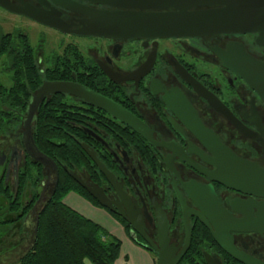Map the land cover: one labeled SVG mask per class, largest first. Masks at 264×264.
I'll return each instance as SVG.
<instances>
[{
	"label": "flooded vegetation",
	"instance_id": "flooded-vegetation-1",
	"mask_svg": "<svg viewBox=\"0 0 264 264\" xmlns=\"http://www.w3.org/2000/svg\"><path fill=\"white\" fill-rule=\"evenodd\" d=\"M2 1L23 12L13 13L0 6L5 13L30 23L39 35V44L35 47L23 30L5 34L26 37L43 74L50 69L57 73L55 80H44L36 89L27 90L26 107L17 125L0 134V222L7 223L4 239H12L16 247L25 243L24 251L30 249L29 226L37 222L64 171L86 192L73 174L86 186L103 190L110 200L124 202L120 209L115 206L114 214L127 224L133 219L141 234L169 262L186 248L177 264H208L205 255L211 257L212 264H241L212 237L209 228H216L210 216L219 218L213 190L224 209L237 219L244 216L233 211L232 202L261 203L264 199L228 190L207 178L205 173L215 167L210 163L214 156L204 145L209 139L205 130L214 133L236 155L264 168V30L157 39L85 36L78 32L89 16L79 10L117 9L104 5L106 0ZM43 22L58 24L62 29ZM57 81L85 87L121 106L136 119L143 135L85 98L75 94L47 96L30 122L34 141L38 126L41 131L42 126L64 130L56 145L73 143L88 162L71 160L66 167L53 160L57 170L51 164L45 169L31 157L32 149L26 147L30 136L25 116L38 89L46 82ZM196 84L219 99L221 110L195 89ZM55 98L59 100L53 106L55 122L39 123L40 109L54 105ZM231 115L253 135L252 139L236 128ZM84 145L115 176L122 196ZM38 170L45 178L36 192L24 190L21 178L27 171ZM166 227L168 243L162 247L159 237ZM141 234L133 233L130 226V238L136 236L158 264V253L145 247ZM230 235L239 252L264 264V235Z\"/></svg>",
	"mask_w": 264,
	"mask_h": 264
},
{
	"label": "water",
	"instance_id": "water-1",
	"mask_svg": "<svg viewBox=\"0 0 264 264\" xmlns=\"http://www.w3.org/2000/svg\"><path fill=\"white\" fill-rule=\"evenodd\" d=\"M102 3L117 10L112 12L79 10L89 16L83 30L78 32L80 35L157 39L249 34L264 30V0H106ZM0 6L13 13L23 15V12L11 8L2 0H0ZM46 24L56 29H62L58 24ZM194 86L216 110H221L223 105L219 99L201 85L196 84ZM57 94H75L85 98L92 105L122 121L134 132L143 135L136 119L116 103L73 83L46 82L38 89L37 94L32 96L25 116L27 119L25 129L30 136V139L26 142V147L32 149L31 157L43 165L45 169L51 164L57 170V165L38 149L31 134L30 122L39 110L44 98ZM230 118L237 129L252 139L253 135L248 133L241 123L232 115ZM205 132V136L209 139L204 141V145L213 154L214 158L210 160V163L215 167L214 171L205 173L207 178L228 190L264 199V168L254 161L236 155L234 151L221 143L214 133L206 130ZM83 149L122 196L123 191L117 185L115 176L107 170L105 165L98 161L94 153L88 151L85 145ZM73 177L107 211L115 213V206L119 208L120 204L124 203L110 200L103 190L86 186L75 174H73ZM57 185L58 183H56ZM213 201L219 210L218 219H213L210 216L216 228L215 231L209 228L214 241L227 255L241 264H261L250 256L239 252L231 240L230 233L264 235V201L261 203L248 201L240 204L232 202L233 211L242 214L243 219H237L230 215L222 206L214 190ZM38 221L39 218L37 219L35 233H37ZM127 222L133 233H142V230L133 219L127 220ZM162 232L163 235L161 234L159 237V244L163 247L164 244L168 243L167 227ZM142 237L147 244L145 247L158 253V264H177L186 251L185 248L178 257L173 259V262H169L167 256L155 247L146 236L142 235ZM131 238L135 241L137 239L133 235ZM205 260L208 264L213 262L208 255H205Z\"/></svg>",
	"mask_w": 264,
	"mask_h": 264
},
{
	"label": "trees",
	"instance_id": "trees-1",
	"mask_svg": "<svg viewBox=\"0 0 264 264\" xmlns=\"http://www.w3.org/2000/svg\"><path fill=\"white\" fill-rule=\"evenodd\" d=\"M5 58L3 68L10 74L11 87L6 88L0 83V134L8 133L19 121V115L24 112L28 97L27 90L36 89L44 80H55L57 73L53 69L43 74L35 57V51L26 37L5 34L0 27V60ZM59 103L54 99V105H44L39 111V123L53 124V106ZM40 126L35 134V142L39 150L54 161L69 167L71 160L84 164L86 155L76 145L63 142L64 130ZM62 131V132H60ZM39 173L26 172L21 178L24 190L36 192L45 177ZM35 173V174H34ZM38 180V181H37ZM70 193H76L93 206L104 209L85 190L77 185L69 176L61 171L58 185L50 193L49 199L39 213L37 233L33 224L32 243L30 249L17 252L23 247L13 244L12 239H4L7 223L0 222V261L11 253L9 260L1 264H116L121 254V242L98 224L77 213L64 200ZM130 236V226L117 214L109 212ZM2 238V239H1ZM211 239V237L209 238ZM134 242L142 246L138 241ZM13 250V251H12ZM17 251L15 254H13ZM17 255H19L17 257ZM153 256V255H152ZM154 257V256H153ZM13 260V261H10Z\"/></svg>",
	"mask_w": 264,
	"mask_h": 264
},
{
	"label": "crops",
	"instance_id": "crops-1",
	"mask_svg": "<svg viewBox=\"0 0 264 264\" xmlns=\"http://www.w3.org/2000/svg\"><path fill=\"white\" fill-rule=\"evenodd\" d=\"M65 205L101 226L121 242V254L116 264H156L152 254L137 245L126 233L124 227L105 210L92 206L75 193L64 200ZM85 264H91L86 261Z\"/></svg>",
	"mask_w": 264,
	"mask_h": 264
},
{
	"label": "rangeland",
	"instance_id": "rangeland-1",
	"mask_svg": "<svg viewBox=\"0 0 264 264\" xmlns=\"http://www.w3.org/2000/svg\"><path fill=\"white\" fill-rule=\"evenodd\" d=\"M0 27L2 28L4 33H11V34H15L17 31L23 30L29 34L30 39H31V43L35 47L39 44V42H38L39 41V35L37 32H35L32 29L30 23H28L27 21H23L21 19H18L14 16H11L2 10H0ZM5 61H6L5 58H2L0 60V83L6 88H10L11 87V78L9 77L8 73L5 71V68H3ZM29 228L32 230L33 226L30 225ZM6 241L10 242V240H6ZM24 247H25V243L23 244V247L17 252V254H20L24 250ZM13 254H15V253H13ZM18 256L19 255H17V257ZM12 257H14V256H11V253H8L5 255V259H3L1 261L4 262L5 260H9ZM10 261H13V260H10Z\"/></svg>",
	"mask_w": 264,
	"mask_h": 264
}]
</instances>
